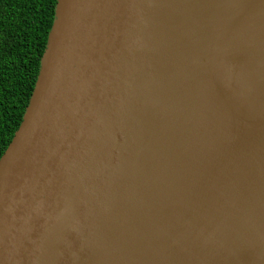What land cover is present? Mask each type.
I'll use <instances>...</instances> for the list:
<instances>
[{
    "label": "water",
    "instance_id": "obj_1",
    "mask_svg": "<svg viewBox=\"0 0 264 264\" xmlns=\"http://www.w3.org/2000/svg\"><path fill=\"white\" fill-rule=\"evenodd\" d=\"M0 264H264V0H55Z\"/></svg>",
    "mask_w": 264,
    "mask_h": 264
},
{
    "label": "trees",
    "instance_id": "obj_2",
    "mask_svg": "<svg viewBox=\"0 0 264 264\" xmlns=\"http://www.w3.org/2000/svg\"><path fill=\"white\" fill-rule=\"evenodd\" d=\"M55 0H0V156L36 80Z\"/></svg>",
    "mask_w": 264,
    "mask_h": 264
}]
</instances>
